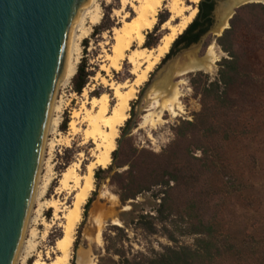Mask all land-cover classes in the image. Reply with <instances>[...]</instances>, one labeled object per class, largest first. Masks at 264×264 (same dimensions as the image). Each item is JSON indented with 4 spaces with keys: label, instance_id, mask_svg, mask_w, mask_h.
<instances>
[{
    "label": "rangeland",
    "instance_id": "1",
    "mask_svg": "<svg viewBox=\"0 0 264 264\" xmlns=\"http://www.w3.org/2000/svg\"><path fill=\"white\" fill-rule=\"evenodd\" d=\"M99 3L103 19L95 28H99L100 31L95 33V28L93 29L91 36L86 39L88 41L86 49L84 42L82 44L80 64L84 60L87 65L91 74L89 83L81 95L74 92L72 81L67 87L59 85L56 92L55 101L59 102L62 108V121L58 129L60 135L48 136V140L54 143V148L53 150H44L42 161H49L51 166L49 174L52 175V181L45 197L40 202L54 200L63 203L67 197L66 193L62 195H56V193L60 187L61 175L69 167L80 162L78 154L82 151L80 146L81 134L74 137L69 144H67L66 137L70 133L69 124L73 113L79 111L85 101L82 97L84 93L88 92L89 99L107 95L111 109L116 101L113 98V91L102 83L103 79H106L109 84L114 83L116 85L125 83L131 85L134 81V77L130 74L131 66L127 62L123 63L119 71H107L106 69L102 71L103 64L99 58L101 50L98 44L105 42L103 37L110 44H113V31L120 28L122 24L120 18L114 15V12L121 7L120 0H99ZM200 4L197 6V15ZM185 5L192 7L189 3ZM234 11L236 14L237 9ZM128 12L133 16L130 9ZM160 18L167 19L170 23L159 26ZM171 18V14L166 9L163 8L160 11L155 26V28L159 27V32L153 38L155 46L149 50L157 49L162 44L163 39L170 36V30L179 26L180 20L177 18L171 20ZM214 24L215 21L213 26ZM154 29L147 36L152 34ZM253 33L254 36L248 38L247 44L244 45L245 56L242 61L244 79L240 85L229 90V98L234 102V105L246 119L253 121L254 126L251 129L253 136L249 141L229 147L222 154V161H225V166L229 169L228 172L234 171L245 187L243 196L235 195L228 199L225 204V231L230 230L234 237L245 239L252 248L255 246L257 233L261 235L264 233V18L253 30ZM147 36L144 47L148 41ZM217 39L216 36L210 35L194 50H188L179 59L177 56L180 53L164 62V58L161 59L159 65L149 74L148 81L136 89V98L130 102L128 120L119 130L116 140V150L118 143L123 141L119 159L115 162L112 159L109 166H112L111 169L108 170L109 167L102 169L104 172L99 175L98 180L94 178V190L89 196L92 202L86 216H84L85 208L83 209L82 220L76 231L75 242L72 247L70 264H121L123 256L132 262L140 263L163 252L166 247H194L196 237H178L177 244H173L161 232L162 226L152 219L157 216L156 212L161 202L159 200L161 196L156 197L162 191L160 187L145 192L135 200L123 204L120 199L123 192L120 190V186L115 183L118 179L114 176L116 174L125 175L129 171V165L122 167L119 165L132 156L136 155L135 157H137V155L143 154L147 158L151 154H162L174 142L177 127L184 121H193L194 116L201 111V98L192 85L191 75L203 73L208 77L209 83L217 78L219 63L223 59H228V55L218 45ZM92 43L95 44L93 50L91 49ZM212 45H214L218 55L212 71H202L185 76L177 75V70L181 65L191 60L205 59ZM105 66L108 67V65ZM153 85L166 90L176 87L180 93L179 102L183 111L175 118L168 112H164L162 122H155L152 126L151 123L156 121L154 116L159 111V107L154 103L155 97H147ZM130 90L131 88L127 87L122 92L125 93ZM158 100L162 103L161 99ZM90 108L91 106H88V109ZM65 120H68V123L64 132L62 125H64ZM183 147L185 148V145ZM87 148L90 150L94 146L89 145ZM195 155L200 156V153L195 152ZM89 156L86 151L87 160L83 159L80 163L82 175L86 174L85 168L92 160ZM99 169L101 168L96 171ZM47 174V169L41 165L39 173V177H42L41 183ZM224 178L225 180L229 179V177ZM145 182L147 183L145 178L139 181L140 184H145ZM76 194L73 193L69 198L67 197L66 206L68 209L65 212L68 214L72 210V203ZM102 194L105 196L102 197ZM177 207L182 209V204ZM32 208H34V204ZM42 216L47 225L43 224L42 221L37 222V224L34 222L30 224L28 239L31 230L35 229L38 248L34 257L30 258L26 264H34L37 260L50 264L60 255L55 249L56 243L63 237L65 220L55 219L53 209L45 210ZM141 217L145 219L140 220ZM96 218L102 223V243L100 245L96 242ZM115 221L117 225L114 224ZM259 221L263 225L260 230H258ZM150 223H154L158 227L159 233L157 235L149 234L147 225ZM26 234L25 236H27ZM260 264H264V259Z\"/></svg>",
    "mask_w": 264,
    "mask_h": 264
},
{
    "label": "trees",
    "instance_id": "2",
    "mask_svg": "<svg viewBox=\"0 0 264 264\" xmlns=\"http://www.w3.org/2000/svg\"><path fill=\"white\" fill-rule=\"evenodd\" d=\"M213 9V5L200 4L196 19L175 40L163 62L200 43L213 25L210 18ZM262 18V4H249L237 9L230 28L217 39L218 45L228 55V59L219 63L217 78L209 83L203 73L191 75L192 85L201 98V111L193 121H184L177 127L174 142L162 154H151L147 158L143 154L132 156L119 165H129V171L125 175L114 176L118 179L115 183L123 192L120 196L123 204L160 187L162 191L156 197L161 196V202L157 216L152 219L162 226L161 232L171 243L177 244L178 237L192 236L196 237L194 247H166L163 252L140 263L123 256L121 264H260L263 261L264 233H257L252 248L245 239L234 237L230 230L225 231V204L235 195L243 196L245 187L234 171L228 172L225 161H222L225 150L249 141L253 136V121L246 119L234 105L229 98V90L240 85L244 79V45L248 38L254 36L253 30ZM159 20V26L168 21L164 18ZM99 31L95 28L94 32ZM157 32L159 27L147 36V49L155 46L153 38ZM84 44L86 49L88 41L85 40ZM90 77L83 60L72 79L76 94L83 93ZM67 123L68 120H65L62 125L64 132ZM122 145L123 141H120L118 149L112 154L114 162L119 159ZM195 152H199L200 156H196ZM103 172L99 169L94 178L98 180ZM144 178L147 183L140 184L139 181ZM91 202L92 199L87 201L84 216ZM180 204L182 209L177 207ZM143 219L141 217L140 220ZM258 224V230L262 229L260 221ZM147 226L149 234L159 233L154 223Z\"/></svg>",
    "mask_w": 264,
    "mask_h": 264
},
{
    "label": "bare ground",
    "instance_id": "3",
    "mask_svg": "<svg viewBox=\"0 0 264 264\" xmlns=\"http://www.w3.org/2000/svg\"><path fill=\"white\" fill-rule=\"evenodd\" d=\"M203 0H120V9L114 12L117 18H120L121 27L114 29L112 41L110 44L105 37V42L98 44L101 50L99 57L103 64V69L107 71H119L124 62L131 66L130 74L134 77L131 85L127 83L116 85L109 84L106 79L102 83L113 91V98L116 101L115 105L110 109L109 97L107 95L100 98L89 99L84 93V103L79 111L73 113L71 122L69 124V134L67 144L81 134L82 142L80 144L82 151L78 154L80 162L69 167L62 175L59 181V188L56 195L66 193L67 197L73 193H77L73 199L72 210L70 213L65 211L66 197L63 203L54 200H46L40 202L45 197L48 187L52 181L51 166L49 161H42L43 167L47 169V176L42 181V177L38 178L36 190L34 194V208H32L27 223V236L24 234L22 243L20 245L15 264H26L27 261L34 257L37 251L38 243H36L37 232L35 229L31 230L28 239V232L30 231V224L33 222H45L42 213L45 210L53 209L55 219L65 220L63 228V237L56 243V251L60 254L50 264H70L72 259V247L75 242L76 231L82 220L83 209L87 204L90 194L94 190V175L98 168L107 169L111 165L112 154L116 150V140L118 138L119 130L128 120V111L130 109V102L136 98L137 88L141 87L148 81L149 74L159 65L161 59L165 58L169 53L172 44L175 40L183 34V32L192 24L197 15V6ZM264 3V0H228L224 11H228L231 16L234 9L244 3ZM186 3L192 7H186ZM166 9L171 14V20L177 18L180 20L178 27L172 28L171 34L165 37L162 44L157 49L149 50L144 47L146 36L151 32L158 21V15L162 9ZM128 9L133 13L130 14ZM103 19L99 0H90L88 5L80 10L78 19L71 28L68 52L66 59L65 72L60 86H69L72 79L77 73L78 65L81 61L82 44L93 33V29L97 27ZM227 20L220 26L221 33L227 27ZM170 22H166L168 25ZM95 44H91V49H94ZM109 47V49H108ZM218 55L214 45L209 49L208 55L205 59L195 61L191 60L184 65H181L177 70V75L185 76L188 73L198 71H212ZM105 65H108L106 67ZM157 85V84H156ZM153 85L148 93V98L154 96V103L159 107V111L155 114L154 123L162 122V115L168 112L173 118L182 113L179 96L180 93L176 87L166 90L165 88H158ZM131 88L130 91L123 93L125 88ZM158 99L162 100V103ZM88 106H91L88 109ZM62 108L59 102L54 101L52 111L47 127V138L45 141V149L53 150L54 143L48 140L50 135H60L59 126L62 121ZM82 127H85L84 129ZM61 142V141H59ZM65 143V142H64ZM89 145L94 146L93 149L88 150ZM86 151L92 159L85 168V175L81 174V161L86 159ZM105 194H102V197ZM105 198V197H104ZM37 205V209L35 207ZM35 214V217L33 215ZM62 215V216H61ZM97 225L96 242L100 245L102 243V223L99 219H95ZM114 224L117 225L115 221ZM52 251V250H51ZM54 253V252H53ZM56 253V252H55ZM50 255V254H49ZM40 258V255L38 256ZM34 264H47L37 260Z\"/></svg>",
    "mask_w": 264,
    "mask_h": 264
},
{
    "label": "water",
    "instance_id": "4",
    "mask_svg": "<svg viewBox=\"0 0 264 264\" xmlns=\"http://www.w3.org/2000/svg\"><path fill=\"white\" fill-rule=\"evenodd\" d=\"M89 1L0 0V264H15L24 238L71 28ZM212 1L214 26L177 59L230 28L235 11L231 16L224 11L228 0ZM249 4L264 5L235 9Z\"/></svg>",
    "mask_w": 264,
    "mask_h": 264
},
{
    "label": "flooded vegetation",
    "instance_id": "5",
    "mask_svg": "<svg viewBox=\"0 0 264 264\" xmlns=\"http://www.w3.org/2000/svg\"><path fill=\"white\" fill-rule=\"evenodd\" d=\"M203 2H205L207 5H213L214 6V9H213V12L210 16V18L212 19V21L214 22V17H213V13H214V10H215V6H216V3L212 0H203ZM213 26V25H212ZM211 26V27H212Z\"/></svg>",
    "mask_w": 264,
    "mask_h": 264
}]
</instances>
